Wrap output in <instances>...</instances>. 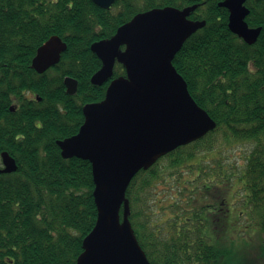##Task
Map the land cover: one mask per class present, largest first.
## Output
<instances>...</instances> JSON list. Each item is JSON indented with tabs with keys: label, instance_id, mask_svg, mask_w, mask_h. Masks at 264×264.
<instances>
[{
	"label": "trees",
	"instance_id": "1",
	"mask_svg": "<svg viewBox=\"0 0 264 264\" xmlns=\"http://www.w3.org/2000/svg\"><path fill=\"white\" fill-rule=\"evenodd\" d=\"M216 1L116 0L105 10L91 0H0V154L17 165L0 173V264H76L97 218L94 183L90 163L62 158L57 141L78 132L82 107L103 100L110 83H91L101 62L90 46L139 12L193 5L190 19L205 26L172 63L216 127L132 179L129 221L151 264H243V251L221 234L205 235L202 216L212 207L199 206L196 194L215 197L238 185L235 197L249 217L243 223L264 234V0L247 2L246 23L261 28L251 45L228 29V12ZM52 36L66 50L38 74L32 60ZM120 76L116 63L111 79ZM66 77L77 81L76 94L66 93ZM235 152L240 161L229 166Z\"/></svg>",
	"mask_w": 264,
	"mask_h": 264
},
{
	"label": "water",
	"instance_id": "2",
	"mask_svg": "<svg viewBox=\"0 0 264 264\" xmlns=\"http://www.w3.org/2000/svg\"><path fill=\"white\" fill-rule=\"evenodd\" d=\"M91 1L109 10L116 0ZM246 1L224 0L219 6L229 13L228 29L251 45L261 28L248 27ZM195 9L196 5L181 10L163 7L137 13L113 36L90 46L101 61L91 77L93 85L108 82L115 63L123 66L125 76L110 81L103 100L82 107L84 121L75 135L57 141L62 158L90 163L94 183L97 218L83 239L76 264H151L129 221L127 188L141 170L216 127L172 63L185 41L205 26L204 21L188 19ZM65 50L61 38L50 37L37 49L32 69L46 72L58 64ZM64 85L67 94H76V80L66 77ZM0 159V173L17 170L7 152Z\"/></svg>",
	"mask_w": 264,
	"mask_h": 264
},
{
	"label": "rangeland",
	"instance_id": "3",
	"mask_svg": "<svg viewBox=\"0 0 264 264\" xmlns=\"http://www.w3.org/2000/svg\"><path fill=\"white\" fill-rule=\"evenodd\" d=\"M242 156L241 153L235 152L229 156L228 164H237V160L240 161L238 158ZM211 163H217L215 159L208 160ZM1 166V163H0ZM214 167V165H213ZM231 168V167H230ZM224 169H228L225 165ZM234 169H230L229 171L232 172ZM236 175V173H234ZM238 185L231 184L228 187L223 188V191L220 189L218 190V195L215 197H202L203 191H199L196 195L198 197L199 206H211L212 208H206L205 213H203L202 217H206L210 214H220L225 215L224 221L227 222V226L224 229L223 233L220 235L222 242L226 245H235V248L239 251H244L250 248H255L256 250L262 248L261 243L263 241L264 235L257 229L252 228H243L237 225V218L240 215L246 216V208L245 206L239 201L237 197H235V190L237 189ZM176 192H170L171 196H175ZM221 193V194H220ZM213 207L215 209H213ZM207 213V214H206ZM248 216V215H247ZM247 220V218H246ZM240 223L244 224L242 219H240ZM213 224L210 223L207 225L205 230V235L209 237L217 236V231L213 229ZM246 231L245 234L239 233V231ZM243 235V236H241ZM241 237V238H240ZM248 239L250 242H248ZM243 253V252H242Z\"/></svg>",
	"mask_w": 264,
	"mask_h": 264
},
{
	"label": "flooded vegetation",
	"instance_id": "4",
	"mask_svg": "<svg viewBox=\"0 0 264 264\" xmlns=\"http://www.w3.org/2000/svg\"><path fill=\"white\" fill-rule=\"evenodd\" d=\"M222 1L224 0H217V5L219 6V3H221ZM248 2V1H247ZM247 2H246V7H247ZM184 9V8H182ZM249 9V8H248ZM192 14V13H191ZM215 209V208H213ZM226 216L225 215H220V214H210V215H207L206 217H202L203 220H206L208 221V223H212L213 224V229L217 231V234H222L224 229L226 228L227 226V222L224 221V218ZM240 219L244 220L245 222H248V219L249 217L246 215H240L239 216ZM247 218V220H246ZM207 223V224H208ZM237 225L241 228H249L250 225L247 223V224H241V223H238L237 222ZM205 232V231H204ZM239 233H243L245 234L246 231L242 230V231H239ZM264 235V234H263ZM243 236V235H241ZM248 242H250V240L248 239ZM262 243L264 244V238H263V241ZM242 260H243V264H264V245L262 248L256 250L255 248H250V249H247V250H244L243 251V254H242Z\"/></svg>",
	"mask_w": 264,
	"mask_h": 264
}]
</instances>
